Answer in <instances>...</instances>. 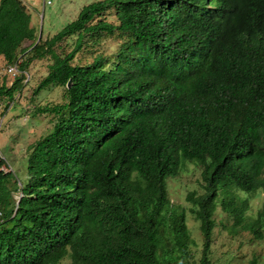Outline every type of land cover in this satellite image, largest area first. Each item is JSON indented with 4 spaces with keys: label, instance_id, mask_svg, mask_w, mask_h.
I'll return each mask as SVG.
<instances>
[{
    "label": "trees",
    "instance_id": "16d2710c",
    "mask_svg": "<svg viewBox=\"0 0 264 264\" xmlns=\"http://www.w3.org/2000/svg\"><path fill=\"white\" fill-rule=\"evenodd\" d=\"M111 8L118 24L95 20ZM30 23L22 0H0V56L22 59L21 72L49 56L33 94L63 86L64 101L40 108L53 126L28 146L24 179L0 169V264H59L68 250L73 264H164L167 228L187 254L185 213L166 189L182 160L202 166L205 193L188 200L209 264L218 191L264 193V0H95L42 42ZM115 32L124 40L115 55L73 63L85 43ZM72 35V49L56 54ZM23 79L1 84L0 96ZM220 205L233 227L247 226L246 200L227 193ZM262 219L264 204L254 234Z\"/></svg>",
    "mask_w": 264,
    "mask_h": 264
},
{
    "label": "rangeland",
    "instance_id": "374dc122",
    "mask_svg": "<svg viewBox=\"0 0 264 264\" xmlns=\"http://www.w3.org/2000/svg\"><path fill=\"white\" fill-rule=\"evenodd\" d=\"M91 1L95 0H22L31 15L30 25L35 30V39L40 42L61 30L76 17L83 5ZM97 19H105L110 23L118 24L113 8L105 11L95 20ZM119 34V32L113 35L106 34L98 40L88 41L76 54L73 63H88L95 56L102 54L104 56L115 55L124 42ZM75 41L76 35H72L57 43L54 47L55 53L63 56L72 49ZM31 42L30 40L25 41L26 47ZM51 63L52 59L49 56L31 61L25 68L24 78L28 80L27 82L23 80L21 84L18 101L11 110L0 111V124L2 123L0 153L7 161L5 164L7 167H2V169L12 170L11 173L17 180H23L26 174L28 146L49 133L53 126V114L41 112L40 108L64 101L63 86L45 87L33 94L39 81L46 75L48 64ZM5 67V63L0 66V84L10 85L14 78L6 74ZM201 171L202 166L198 163L192 160H182L178 175L166 179L167 197L172 209L184 210L187 232L194 242L188 244L187 254H182L175 245H172L171 232L167 228L165 236L169 237L168 244L158 247V258L161 263L200 264L203 236L200 221L194 213L196 206L188 200V195L190 192H193L195 196L205 193ZM19 193V190L13 191L14 200L17 199ZM227 193L232 194L237 201H247L248 208L243 214L246 227L241 224L233 227V217L221 208L220 200L226 197ZM227 193L219 190L217 194L216 208L212 216L214 227L208 253L209 264H264V220H261L258 227L255 226L258 234H254L250 228L263 207L264 193L261 190L246 193L234 186ZM168 212L164 214L168 215ZM59 264H73L69 250Z\"/></svg>",
    "mask_w": 264,
    "mask_h": 264
},
{
    "label": "built area",
    "instance_id": "2783aa9c",
    "mask_svg": "<svg viewBox=\"0 0 264 264\" xmlns=\"http://www.w3.org/2000/svg\"><path fill=\"white\" fill-rule=\"evenodd\" d=\"M20 63L21 59H17L15 62L8 64L6 67V72L13 77L16 76L19 73L18 67ZM17 96L18 95H14L12 100L8 96H0V111L2 112L4 109H9L13 102L17 99Z\"/></svg>",
    "mask_w": 264,
    "mask_h": 264
},
{
    "label": "clouds",
    "instance_id": "9594fccd",
    "mask_svg": "<svg viewBox=\"0 0 264 264\" xmlns=\"http://www.w3.org/2000/svg\"><path fill=\"white\" fill-rule=\"evenodd\" d=\"M20 59V58H19ZM21 62H22V59H21ZM21 64V63H20ZM20 64H19V67H18V70H19V73L17 74V75H19V74H24V75H26V70H23V72H21L22 70H20ZM7 65L8 64H6V67H7ZM5 67V68H6ZM6 74H8L7 72H6ZM10 75V74H9ZM16 75V76H17ZM16 76H12L13 78H15ZM27 77V76H26ZM14 80V79H13ZM24 80V82H27V80H28V78H24L23 79ZM23 82V81H22ZM12 83V82H11ZM19 92L17 91V92H15L13 95H12V97H9L11 100L14 98V95H18L17 96V99L13 102V104L11 105V107L9 108V109H7V110H11L12 109V107L16 104V102L18 101V99H19V94H18ZM25 119V118H24ZM1 125H2V123L0 124V129H1ZM1 154V153H0ZM0 159H5V157H4V155L2 156L1 155V157H0ZM7 163V161L5 162V164ZM5 164H3L1 167H0V169L1 170H3L4 171V169H2V167H7ZM8 165V164H7ZM8 167H10L9 165H8ZM11 170V169H10ZM9 171V170H8ZM8 171H5V172H8ZM12 171V170H11Z\"/></svg>",
    "mask_w": 264,
    "mask_h": 264
},
{
    "label": "crops",
    "instance_id": "0c3cea01",
    "mask_svg": "<svg viewBox=\"0 0 264 264\" xmlns=\"http://www.w3.org/2000/svg\"><path fill=\"white\" fill-rule=\"evenodd\" d=\"M32 20V19H31ZM22 47H26V44H25V42L22 44ZM6 64V62H5V60H4V58H3V56H0V66L1 65H3V64ZM1 85V84H0ZM6 85H8V84H6ZM7 111H9V110H7ZM6 116V113H5V115H4V117Z\"/></svg>",
    "mask_w": 264,
    "mask_h": 264
},
{
    "label": "water",
    "instance_id": "95a60500",
    "mask_svg": "<svg viewBox=\"0 0 264 264\" xmlns=\"http://www.w3.org/2000/svg\"><path fill=\"white\" fill-rule=\"evenodd\" d=\"M70 82H71V81L69 80V81H68V85H69ZM19 197H20V196H19ZM17 202H18V201H17Z\"/></svg>",
    "mask_w": 264,
    "mask_h": 264
}]
</instances>
